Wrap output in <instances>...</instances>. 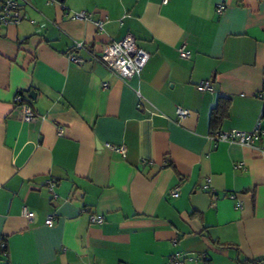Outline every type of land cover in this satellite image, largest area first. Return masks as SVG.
Instances as JSON below:
<instances>
[{"label":"crops","instance_id":"crops-1","mask_svg":"<svg viewBox=\"0 0 264 264\" xmlns=\"http://www.w3.org/2000/svg\"><path fill=\"white\" fill-rule=\"evenodd\" d=\"M79 11L89 18H72ZM24 12L0 28V264L264 259V134L252 145L208 138L218 103L217 131L264 130V0H30ZM127 34L149 54L127 80L68 60L75 40L100 51ZM207 79L213 90L198 91Z\"/></svg>","mask_w":264,"mask_h":264},{"label":"built area","instance_id":"built-area-1","mask_svg":"<svg viewBox=\"0 0 264 264\" xmlns=\"http://www.w3.org/2000/svg\"><path fill=\"white\" fill-rule=\"evenodd\" d=\"M161 4H166L168 0H159ZM30 0H0V28L12 24H18L26 19V14L24 12V6L28 5ZM224 9L223 4H219L216 7V13H221ZM90 14L85 11H79L72 14V18L75 19H88ZM102 21H96L95 24L98 29H102ZM179 56L183 59H190L191 53L181 45L178 48ZM68 60L76 65H83L87 61L98 62L102 64L110 73L115 76L127 80L134 75H138L145 64L148 61L149 54L139 46H137L134 37L131 34L125 35L123 38L117 41L106 42L102 45L100 51H96L83 42L75 40L73 42L71 50L67 53ZM103 87H107L104 83ZM198 91H212L213 86L211 80H202L195 85ZM259 99L264 104V87L258 93ZM138 106L141 105V97H139ZM14 104L19 108L22 119L26 121H32L35 118V113L31 107L22 102V96L16 94L14 97ZM176 114L179 118H184L189 114V110L181 106L176 107ZM58 134H61L59 131ZM264 130H262L257 124L250 131H243L236 128H230L227 130H220L215 133H210L208 138L212 142L226 141V142H236L242 145H252L254 141L259 139ZM105 146L112 152L118 153L124 156L126 153V147L124 145H114L111 143H106ZM210 180L207 179L205 187L211 191L209 187ZM47 187L51 192V197L56 198V194L53 191L54 182L48 180ZM172 197H177L179 195V187L174 186L168 192ZM239 206V204H238ZM31 211L27 206H22L21 214L22 216L31 219ZM104 215L98 213H89V221L91 223H102L104 221ZM45 224L51 225L53 223V215H49L45 219ZM0 250L3 255L7 254L6 242L3 238H0ZM169 261L172 264H184L183 260L180 258L179 254L175 253L170 256ZM122 264H132L130 262ZM254 264H264V260L256 261Z\"/></svg>","mask_w":264,"mask_h":264},{"label":"trees","instance_id":"trees-1","mask_svg":"<svg viewBox=\"0 0 264 264\" xmlns=\"http://www.w3.org/2000/svg\"><path fill=\"white\" fill-rule=\"evenodd\" d=\"M21 93L22 92H18V94H20L22 96ZM24 101L25 100L22 98V102H24ZM226 114H227L226 106L221 105L219 103L216 106H214V108L212 109V112L210 114V117H209V122H210V125L212 127V131L210 133L217 132V130L215 128L220 123V121L226 116ZM262 260H264V259H262ZM257 261H261V260H257ZM248 263L253 264V261H250Z\"/></svg>","mask_w":264,"mask_h":264},{"label":"water","instance_id":"water-1","mask_svg":"<svg viewBox=\"0 0 264 264\" xmlns=\"http://www.w3.org/2000/svg\"><path fill=\"white\" fill-rule=\"evenodd\" d=\"M34 94H35V92L33 90H30L28 96L29 97H34Z\"/></svg>","mask_w":264,"mask_h":264}]
</instances>
